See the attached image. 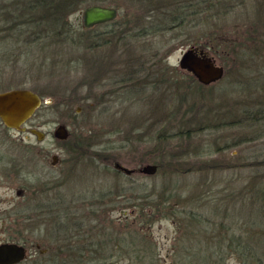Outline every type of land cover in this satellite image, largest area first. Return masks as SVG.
I'll list each match as a JSON object with an SVG mask.
<instances>
[{
  "label": "rangeland",
  "instance_id": "1",
  "mask_svg": "<svg viewBox=\"0 0 264 264\" xmlns=\"http://www.w3.org/2000/svg\"><path fill=\"white\" fill-rule=\"evenodd\" d=\"M237 1L236 7L223 15L224 6L215 2L206 11L201 10L202 14L197 7V14L189 16L184 25L153 37L128 36L116 41L108 33L111 25L97 24L84 29L82 9L89 4L113 6L118 9L119 21L127 10L146 14L149 0L143 4L137 0H131L133 4L130 0H88L68 16V33L80 40L79 45L48 40L36 44L25 33L17 36L4 29L9 26L0 11V90L29 88L46 99L24 124L27 129L42 131V139L27 130L5 127L0 121L1 180L8 170V161L23 162L20 181L10 183L11 188L0 185V197H11L16 204L3 200L0 213L18 214L17 220L2 222L0 240L24 242L30 247L28 258L19 264H51L43 254L39 256L38 247L31 243L39 244V248L55 244L53 233H48V225L53 221L42 209L48 210L51 205L56 210L61 202L66 213L71 214V230L86 224L82 231L90 232L96 224L104 229L106 237L114 234L125 236L128 241L134 232L133 240L140 254L131 260L121 257L114 263L177 264L173 253L181 247L187 213L151 211L148 219L140 215V206L146 203L134 196L149 193L153 187L162 191L167 186L165 196L172 192L179 200L188 198L186 204L182 202L184 208H193L196 213L214 219L235 221L242 229L249 226L250 219L256 220L251 224L257 226L254 235L264 234V210L259 206L253 208L249 217L248 209L245 216L236 212L243 202L240 187L250 177L264 175V121L253 124L257 120L254 116H241L243 102L264 99V68L259 65L260 57H252L239 47L249 41L244 23H248L250 30L254 24L264 27V0ZM4 3L8 1H0V5ZM185 9L183 6L180 11L186 13ZM164 16L160 13L161 19ZM218 26L225 27L223 35L235 41L237 55L229 47L216 49L208 32ZM121 28L119 24L115 26L116 37ZM190 46L203 47L223 65L224 74L219 80L204 85L184 70L180 76L173 72V68L180 69L179 58ZM162 68L167 73L164 79ZM177 84L179 97L175 94ZM193 105L214 111L232 109L237 115L231 126L218 123L188 139L175 140L183 144L187 154L180 161L183 167L206 162L218 168L174 175L169 173L173 171L168 164L180 163L165 157L160 161L164 166L157 167L152 174L115 170L116 161L136 169L146 163L157 164L159 156L154 154L159 151L154 150L159 146L154 136L162 128L160 118L174 107L181 112ZM59 124H64L68 131L64 139L53 133ZM218 149L222 151L217 152ZM197 151L205 153L194 155ZM53 155L56 160L51 163ZM16 187H23L26 194L17 196ZM41 188L47 194L29 204L28 197ZM227 263L241 264L237 258H230Z\"/></svg>",
  "mask_w": 264,
  "mask_h": 264
},
{
  "label": "trees",
  "instance_id": "2",
  "mask_svg": "<svg viewBox=\"0 0 264 264\" xmlns=\"http://www.w3.org/2000/svg\"><path fill=\"white\" fill-rule=\"evenodd\" d=\"M0 1H8V3L0 5V11L3 14L2 18L9 26H5L4 29L11 30L12 32L14 31L17 36H21L25 33L29 39L36 44L41 40H48L50 42L69 41L71 43H78L79 45L80 40L74 39V37H71L72 35L68 33L69 29H71L68 16L79 10L82 7V3H87L88 0ZM137 1L143 4V1L146 0ZM149 2L146 14H142L137 10L129 11L126 9L127 11L122 13V17L119 21L116 17L104 23L113 26L108 31L111 37L115 38L116 41L121 37L126 38L128 36L130 39L135 37L141 38L143 36L153 37L158 33L169 30V28H176L186 24V21H189V16L193 13L197 14L195 11L197 7L198 13L202 14L200 11H206L209 4L221 2L220 5L224 6L223 15V13L230 12L231 9L235 8L238 1L193 0L192 2V0H149ZM130 3L133 4L134 2L130 0ZM183 6L186 8V13L180 11ZM222 6H220V8H222ZM160 13H165L163 19L160 18ZM118 24L121 25L122 28L118 32L119 35L116 37L117 30L115 26L117 27ZM247 24L248 23H244L243 26L247 29L246 33L249 35V41L240 44L239 47L247 50L244 52H249L252 57H260L259 65L264 68V27L254 24L253 29L250 30V26H247ZM215 28L217 29L210 30L208 34L211 37L210 39L216 43V49L220 46L224 48L229 47L230 52H235L234 55H237L235 41L223 35V28L225 27L222 28L218 26ZM259 29L261 30L259 31ZM58 38L63 39L59 40ZM94 45L93 43V47ZM215 52L219 54L217 51ZM228 52L229 51H227V53ZM244 52L243 55L245 54ZM164 69L165 68H162L163 79L165 75H167ZM160 70L161 68L158 71ZM173 72L177 73L179 76L183 75L182 69L173 68ZM147 75H149V72ZM148 83L149 81L147 84ZM171 86L173 88V85ZM178 89L179 85L177 84V92H175V94H178L179 97ZM181 98L183 100V97ZM258 100L259 99H249L243 102L241 110V116L243 115L244 118L254 116L257 119L253 124L264 121V99ZM181 104L182 103H178V105ZM210 114H212L213 117H210ZM214 118H216L218 122H216ZM160 119L162 121V128L158 130L154 136L159 146V149L154 151H159L160 153L156 152L154 155L159 156V161H157L156 165L162 168L164 165L161 164L160 161H164L165 157L174 160L177 159L175 163H180L183 156L187 155L183 149V144H177L175 140L181 141V138L188 139L191 135H195L205 128L207 129L208 127L215 126V124L219 125L225 123L226 126H231V123L237 121V115L232 109L218 108L217 111H214L210 109V107H196L193 105L188 106L187 109L183 108L181 112L178 107H174L172 110L165 112ZM221 151L222 149L217 150V152ZM203 153L205 152L202 151L201 153L197 151L194 155L199 156ZM180 164L169 163V169L173 171L169 173L175 175L190 170L208 171L209 169L218 168V166H209L206 162H200L196 167H183V164H181V166ZM105 168L108 169L109 167L106 165ZM115 170L117 171V169ZM247 182L248 183L240 187L241 190L239 194H242L240 200L243 202L240 207L236 209V212L241 216H245V209H248V214L246 216L249 217V214L256 206L264 210V175L250 177ZM166 187L167 186H163L164 189L162 191L154 190L153 187L149 189V193L136 195L134 197L142 198L146 203L140 206V215H143L147 219L151 211L165 212L168 210L169 213L173 215H177V212L180 211H186V229L181 232L182 244L180 248L176 247L173 253L177 258L175 261L177 264H228L227 261L230 258H237L241 264H264V234L254 235V233L257 232L254 228L257 226L251 225L254 224L256 220L250 219L249 226L242 229V225H236L235 221H227L223 217L214 219L213 217L205 216L203 213H196L193 208H184L185 205L182 202L185 201L186 204L188 198L179 200L175 198L177 194L172 192L168 196H165ZM147 197L150 198L146 199ZM64 212L66 214L64 218H67L64 219V223H62L61 220H54L50 226L51 233H53L55 237V244L50 246L51 248H58L59 233L63 229V227L62 229L59 228L58 225L62 223L64 227H66L64 228V234L66 239L65 255L67 258L62 260V255L55 252L50 253L48 257L43 254L45 261H49L51 264H119V262L114 263V261H119L121 257L131 260L133 257L140 254V252H138L139 248L136 247L133 240L134 232L130 233L131 238L128 241L125 236L121 238L120 236L111 234L113 237H106L104 229L100 227L102 230L100 231V228H98L96 224L93 225V231L91 229L90 232H85V230L82 231V227L86 224H81L79 228L71 230L68 228L72 225L71 223H73L72 219H68L71 218V214H67L66 209ZM262 223H264V220ZM76 230L77 232H82L75 235V233H77L75 232ZM76 237L78 238L75 239ZM41 255L42 254L39 256ZM111 256H115L116 259H110Z\"/></svg>",
  "mask_w": 264,
  "mask_h": 264
},
{
  "label": "water",
  "instance_id": "3",
  "mask_svg": "<svg viewBox=\"0 0 264 264\" xmlns=\"http://www.w3.org/2000/svg\"><path fill=\"white\" fill-rule=\"evenodd\" d=\"M117 16V9L113 6L101 4L87 5L82 10V23L84 27L113 20ZM180 69L192 74L200 83L207 85L219 80L224 74V67L218 64L215 58L200 46H190L185 49L178 61ZM46 102L37 92L23 87L0 90V120L12 129L22 131L26 128L25 122L35 113L40 105ZM42 139L43 132L36 128L26 129ZM59 139H64L68 131L64 124H59L53 131ZM113 167L124 173L139 171L152 174L157 165L146 163L141 167L129 168L116 161ZM26 248L17 242L6 241L0 243V264H15L26 257Z\"/></svg>",
  "mask_w": 264,
  "mask_h": 264
},
{
  "label": "flooded vegetation",
  "instance_id": "4",
  "mask_svg": "<svg viewBox=\"0 0 264 264\" xmlns=\"http://www.w3.org/2000/svg\"><path fill=\"white\" fill-rule=\"evenodd\" d=\"M89 5H91V4H89ZM87 6V5H86ZM107 6V5H106ZM116 8V7H115ZM117 9V8H116ZM83 10V9H82ZM117 15H118V9H117ZM117 17V16H116ZM115 19V18H114ZM109 21H111V20H109ZM109 21H105V22H101V23H97V24H104V23H107V22H109ZM97 24H94V25H97ZM93 25V26H94ZM82 26H83V23H82ZM84 27V26H83ZM92 27V26H91ZM84 28H90V27H84ZM36 112V111H35ZM35 114V113H34ZM33 114V115H34ZM2 123V122H1ZM4 125V124H3ZM5 126V125H4ZM5 127H7V126H5ZM9 128V127H8ZM32 128V127H31ZM26 129L27 128H25L24 130H22L21 132H23V131H26ZM29 129V128H28ZM20 144H22V141H20L19 142ZM53 157V160H52V162L51 163H54L55 162V160H56V156L55 155H53L52 156ZM22 161H20V160H10V161H8V170L6 171V173H5V175H4V178H2V180H1V177H3V176H0V185H4L5 186V188H11V186H9L10 185V183H12V182H17V181H20V179H21V176H20V174H19V172H20V168H21V166H22ZM118 171H121V170H118ZM125 174H131V173H125ZM4 190H7V189H4ZM15 192H16V195L17 196H19V197H22L23 195H25L26 193H25V189L23 188V187H16L15 188ZM43 194H47V190H44L43 188H41V189H38V190H35V192L33 191V195H32V197H28V203L30 204V203H32V201H33V199L34 198H39V196L40 195H43ZM36 196V197H35ZM3 200H5L6 201V203H9V204H12V205H16L14 202H12V200H11V197H9L8 199L7 198H1L0 197V203L3 201ZM37 200V199H36ZM35 200V201H36ZM40 203V202H39ZM39 203H37V204H39ZM61 204H62V202L61 203H59V205H57V208L58 209H56V210H53V209H55V207H51V205H50V208H48V210H43L42 209V211H45L44 212V215L45 216H47V217H49V216H51L50 217V219H52V221H54V220H61V222L62 223H64V217L66 216V214H65V212H64V208L61 206ZM34 205V204H33ZM54 211H59L58 213H56V214H54L53 212ZM51 212V213H50ZM73 215H75V214H73ZM30 218H32L31 216H30ZM6 219H8V220H10V221H12V220H14V219H18V214L17 213H15V212H12V213H9V214H3V213H0V226H2L3 225V221H7ZM42 219V218H41ZM60 224V225H58L59 226V228H61L62 229V227L64 226L63 224ZM50 226H51V224L50 225H48V228H49V234H52L51 233V230H50ZM16 227V226H15ZM6 241H9L10 242V240H8V239H5V240H0V243L1 242H6ZM59 243H58V248H51V246H49V247H44V248H39V244H37V243H31V245H33V244H35V246L36 247H38V253H41V254H45V255H49L50 253H55V252H57V253H60V254H62V256H61V258H62V260H64V256L63 255H65V251H66V247H65V244H66V239H65V234H64V228L61 230V232L59 233ZM62 241H63V243H62ZM12 242H17V243H19V244H22L25 248H26V257L23 259V260H25L26 258H28V256H29V252H28V250H29V246L26 244V243H24V242H18V241H12ZM23 260H21L20 262H22ZM20 262H18V263H15V264H19Z\"/></svg>",
  "mask_w": 264,
  "mask_h": 264
}]
</instances>
